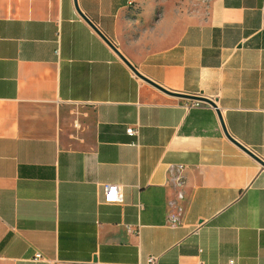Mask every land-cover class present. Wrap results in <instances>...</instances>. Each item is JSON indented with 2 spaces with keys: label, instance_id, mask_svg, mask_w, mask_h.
Listing matches in <instances>:
<instances>
[{
  "label": "crops",
  "instance_id": "0c3cea01",
  "mask_svg": "<svg viewBox=\"0 0 264 264\" xmlns=\"http://www.w3.org/2000/svg\"><path fill=\"white\" fill-rule=\"evenodd\" d=\"M76 5L215 107L73 0H0V264H264V167L218 117L264 161V0Z\"/></svg>",
  "mask_w": 264,
  "mask_h": 264
},
{
  "label": "built area",
  "instance_id": "2783aa9c",
  "mask_svg": "<svg viewBox=\"0 0 264 264\" xmlns=\"http://www.w3.org/2000/svg\"><path fill=\"white\" fill-rule=\"evenodd\" d=\"M126 133L128 135H135L136 130L133 127H127ZM184 165L180 163H169L167 165L169 177L168 183L174 188V198L169 199L167 204L169 206L176 205V211L169 212L166 217V223L171 227H174L181 223L179 218V213L182 209L181 202L184 201V185H185V177H184ZM102 201L105 203H119L121 202V194L119 192V188L117 185L106 184L102 187ZM193 230L196 231L197 227H193ZM34 259L40 258L39 253L34 254ZM141 264H157L156 257L152 255H148L145 258V261ZM228 264H232L230 260Z\"/></svg>",
  "mask_w": 264,
  "mask_h": 264
},
{
  "label": "water",
  "instance_id": "95a60500",
  "mask_svg": "<svg viewBox=\"0 0 264 264\" xmlns=\"http://www.w3.org/2000/svg\"><path fill=\"white\" fill-rule=\"evenodd\" d=\"M74 1V6L78 12V14L85 20L87 21L91 27L96 31V33L105 41V43L114 51V53L130 68V70L135 74L136 77H138L139 79L147 82L148 84L152 85L153 87L159 89L160 91L172 95V96H180V97H185V98H190V99H194V100H199V101H203L206 102L208 104H210L211 106L215 107V104L209 100L206 99L204 97L201 96H189V95H182L179 93H174L171 91H168L164 88H162L160 85L156 84L155 82H153L152 80L148 79L146 76L142 75L133 65H131L126 59L125 57L117 50V48L87 19V17L85 15H83L77 5H76V0ZM218 117L220 119V123L222 126V129L224 131V134L226 135V137L233 142L236 146H238L241 150H243L244 152H246L248 155H250L252 158H254L256 161H258L263 167H264V161H262L259 157H257L254 153H252L250 150H248L247 148H245L243 145L239 144L238 142H236L232 137H230L228 135V133L226 132V130L224 129L223 123L221 121L219 112H218Z\"/></svg>",
  "mask_w": 264,
  "mask_h": 264
},
{
  "label": "rangeland",
  "instance_id": "374dc122",
  "mask_svg": "<svg viewBox=\"0 0 264 264\" xmlns=\"http://www.w3.org/2000/svg\"><path fill=\"white\" fill-rule=\"evenodd\" d=\"M185 3L186 10L189 12L193 10L200 2V0H179ZM178 2V0H176Z\"/></svg>",
  "mask_w": 264,
  "mask_h": 264
}]
</instances>
